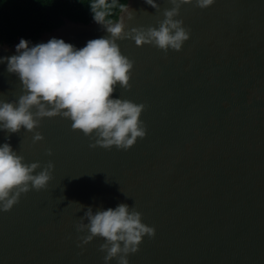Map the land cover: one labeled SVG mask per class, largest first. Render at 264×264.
Here are the masks:
<instances>
[{"label":"water","instance_id":"water-1","mask_svg":"<svg viewBox=\"0 0 264 264\" xmlns=\"http://www.w3.org/2000/svg\"><path fill=\"white\" fill-rule=\"evenodd\" d=\"M127 3L128 30L158 28L173 7ZM176 19L191 33L180 51L117 41L134 67L131 87L117 85L114 95L146 106L147 134L130 149L92 147L93 137L61 115L41 120L38 142L23 128L0 130V143L40 162L37 172L54 164L46 188L0 210V264H105V238L84 244L88 233L77 225L89 206L121 203L156 230L130 264H264V0L185 4ZM63 20L37 42L57 37L83 47L109 35L93 20ZM19 40L0 41V57L15 54ZM22 94L18 76L0 64V99Z\"/></svg>","mask_w":264,"mask_h":264},{"label":"clouds","instance_id":"clouds-1","mask_svg":"<svg viewBox=\"0 0 264 264\" xmlns=\"http://www.w3.org/2000/svg\"><path fill=\"white\" fill-rule=\"evenodd\" d=\"M85 2L92 20L109 35L90 39L83 47L57 37L46 42L22 37L15 45V54L0 57V64L6 63L7 71L18 76L23 86L18 100L0 99V130L18 133L23 128L34 132L33 140L38 142L44 138L36 131L41 120L61 115L72 121L74 130L93 137L92 147L116 146L128 150L147 134L141 119L146 106L114 95L117 85L131 87L134 67V61L122 54L117 41L130 38L138 46L147 43L165 52L180 51L191 35L183 21L176 19L181 7L194 3L207 8L216 0H170L173 7L164 11L165 18L158 28L130 30L125 20V17L131 20L134 15L129 3ZM145 2L159 8L157 0ZM113 8H118L120 13L115 18ZM40 168L38 161L26 163L10 143H0V210H10L32 188L40 190L48 186L54 164L49 162L37 172ZM77 230L88 233L81 238L84 244L96 236L105 238L101 245V250L106 252L105 264H110L113 258L118 264H130L129 254L139 250L145 235L154 237L156 233L154 227L143 222L141 212L125 203L95 212L89 206Z\"/></svg>","mask_w":264,"mask_h":264},{"label":"trees","instance_id":"trees-1","mask_svg":"<svg viewBox=\"0 0 264 264\" xmlns=\"http://www.w3.org/2000/svg\"><path fill=\"white\" fill-rule=\"evenodd\" d=\"M119 14L118 8L112 9L113 18ZM64 16L92 20L85 0H0V41L13 44L23 37L37 42L44 31L63 24Z\"/></svg>","mask_w":264,"mask_h":264}]
</instances>
